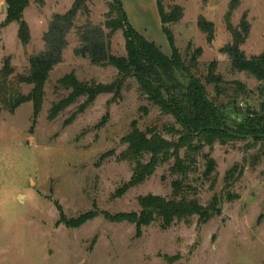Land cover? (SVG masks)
<instances>
[{
	"label": "rangeland",
	"instance_id": "374dc122",
	"mask_svg": "<svg viewBox=\"0 0 264 264\" xmlns=\"http://www.w3.org/2000/svg\"><path fill=\"white\" fill-rule=\"evenodd\" d=\"M119 1L131 27L171 56L155 0ZM233 1H166V12L173 6L182 9L180 20L166 27L184 61L200 49L194 73L210 99L232 102L239 111L247 107L259 112L264 103V95L257 91L261 83L248 73L234 71L222 50L234 43V32H238L243 38L238 49L246 59L264 52V0H239L230 11ZM109 2L90 0L89 12L75 18L66 35L62 62L45 83L37 119H33L31 103L14 113L0 110V264H264V138L215 142L197 155L196 171L190 173L188 183L202 206L216 200L220 210L204 225L197 224L196 216L188 223L175 221L166 230L154 222L143 227L137 238L134 225L104 217L103 213H139V197L169 198L177 178L169 171L171 159L142 184L126 188L133 165L118 157L126 150L122 139L130 133L131 124L136 122L141 131L156 127L168 141L178 136L166 133L164 127L180 130L172 116L146 99L132 78L126 80L120 98L99 95L69 124L84 97L53 121L48 119L52 106L70 93L57 83L63 76L74 73L81 82L104 85L117 77L116 69L92 65L75 54L81 46L80 28L91 24L109 33L105 23L115 16H108ZM73 3L44 0L39 6L31 0L23 14L30 34L26 46L17 39L16 23L0 30V69L8 57L14 70L11 79L27 75L29 59L45 51L44 35L54 15L67 13ZM3 5L0 0V23L5 17ZM243 19L249 26L246 35L240 27ZM110 52L126 55L121 31L111 35ZM211 66L218 84L206 79ZM232 82L241 83L251 94L236 95ZM31 88L21 85L19 91L26 95ZM205 154L215 163L208 179L203 176ZM89 212L96 217L80 226L68 223Z\"/></svg>",
	"mask_w": 264,
	"mask_h": 264
},
{
	"label": "trees",
	"instance_id": "16d2710c",
	"mask_svg": "<svg viewBox=\"0 0 264 264\" xmlns=\"http://www.w3.org/2000/svg\"><path fill=\"white\" fill-rule=\"evenodd\" d=\"M31 0H3L5 17L0 23V30L12 23L18 26L17 39L22 46L30 41L29 28L23 20L24 11ZM90 0H74L71 9L63 15H54L44 35L45 51L29 59V73L17 75L13 79L14 70L10 59L3 60L0 69V110L14 113L22 104L31 103L33 119H37L44 101V86L52 69L62 62V52L65 49L66 35L74 26L78 14H87V3ZM108 16L114 18L106 21L105 34L100 27L87 24L79 29L81 46L75 50L79 57L86 58L92 65L112 67L117 70V77L108 85L95 82H81L74 73H69L57 81L64 90L70 91L67 97L54 104L50 109L48 119L53 121L66 108L76 103L79 98L85 101L78 111L67 120L71 123L76 115L83 112L101 94H112L113 99L120 98V92L126 80L132 78L137 83L140 92L146 99L166 115H170L180 126L164 127L163 131L178 136L176 141L164 139L156 127H148L144 131L138 129L136 122L131 124L130 133L122 139L126 150L118 157L119 161H127L133 165V172L126 188L136 187L155 172L160 165L167 164L171 159L174 163L169 171L177 178L172 181V194L169 198L147 195L138 198L139 213L109 215L103 213L110 222H127L134 225L136 237L141 236L143 227L159 222L164 230L170 228L175 221L188 223L196 216L197 224L204 225L220 214L216 200L207 206H202L196 198V190L188 183L189 175L196 171V157L204 146L212 148L215 142L225 143L232 140L252 138L255 141L264 138V103L259 112L249 108L239 111L232 102L221 104L216 99H210L207 91L194 71L197 69V58L201 51L193 52L189 60H183L175 48L174 40L167 25L177 23L182 17V9L173 6L169 12L165 11L164 3L171 0H155L160 18L162 32L167 38L171 49V56L163 54L152 42L146 40L129 24L126 14L119 0H109ZM42 6L44 0H34ZM239 0H234L230 11L238 6ZM202 27L203 25L200 24ZM243 35L249 26L243 19L240 23ZM121 31L125 41L126 55L117 57L110 52L111 35ZM234 32V43L226 46L222 52L231 62L236 72H245L253 76L261 86L257 91L264 95V52L256 57L246 59L238 49L243 38ZM208 71L206 79L209 83L220 82ZM21 85L32 88L26 95L20 93ZM236 86V95L251 94L239 82H232ZM218 90V88H217ZM184 150L183 157L180 151ZM205 171L203 176L209 178L215 171V163L209 154L204 155ZM92 212L69 221L70 225L80 226L93 219Z\"/></svg>",
	"mask_w": 264,
	"mask_h": 264
},
{
	"label": "crops",
	"instance_id": "0c3cea01",
	"mask_svg": "<svg viewBox=\"0 0 264 264\" xmlns=\"http://www.w3.org/2000/svg\"><path fill=\"white\" fill-rule=\"evenodd\" d=\"M2 7L4 8L5 6L3 5ZM4 11H5V8H4ZM7 27H8V26H7ZM7 27H6V28H7Z\"/></svg>",
	"mask_w": 264,
	"mask_h": 264
},
{
	"label": "water",
	"instance_id": "95a60500",
	"mask_svg": "<svg viewBox=\"0 0 264 264\" xmlns=\"http://www.w3.org/2000/svg\"><path fill=\"white\" fill-rule=\"evenodd\" d=\"M4 8L2 7V10H3Z\"/></svg>",
	"mask_w": 264,
	"mask_h": 264
}]
</instances>
